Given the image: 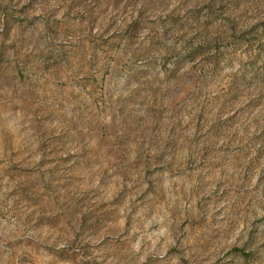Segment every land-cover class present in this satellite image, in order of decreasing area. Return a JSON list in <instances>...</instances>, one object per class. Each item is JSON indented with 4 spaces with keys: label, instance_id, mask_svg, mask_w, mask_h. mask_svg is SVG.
<instances>
[{
    "label": "rangeland",
    "instance_id": "obj_1",
    "mask_svg": "<svg viewBox=\"0 0 264 264\" xmlns=\"http://www.w3.org/2000/svg\"><path fill=\"white\" fill-rule=\"evenodd\" d=\"M0 264H264V0H0Z\"/></svg>",
    "mask_w": 264,
    "mask_h": 264
}]
</instances>
